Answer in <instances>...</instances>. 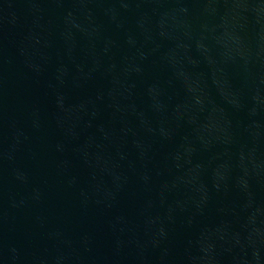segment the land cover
Instances as JSON below:
<instances>
[{
  "label": "water",
  "instance_id": "water-1",
  "mask_svg": "<svg viewBox=\"0 0 264 264\" xmlns=\"http://www.w3.org/2000/svg\"><path fill=\"white\" fill-rule=\"evenodd\" d=\"M0 264H264V0H0Z\"/></svg>",
  "mask_w": 264,
  "mask_h": 264
}]
</instances>
